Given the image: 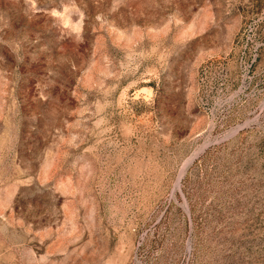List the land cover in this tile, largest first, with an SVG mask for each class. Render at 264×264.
<instances>
[{
    "label": "rangeland",
    "instance_id": "rangeland-1",
    "mask_svg": "<svg viewBox=\"0 0 264 264\" xmlns=\"http://www.w3.org/2000/svg\"><path fill=\"white\" fill-rule=\"evenodd\" d=\"M0 264H264V0H0Z\"/></svg>",
    "mask_w": 264,
    "mask_h": 264
}]
</instances>
